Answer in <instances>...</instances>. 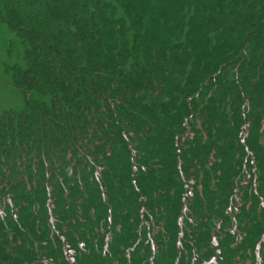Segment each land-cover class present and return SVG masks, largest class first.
Listing matches in <instances>:
<instances>
[{
	"label": "trees",
	"instance_id": "trees-1",
	"mask_svg": "<svg viewBox=\"0 0 264 264\" xmlns=\"http://www.w3.org/2000/svg\"><path fill=\"white\" fill-rule=\"evenodd\" d=\"M0 24L24 98L0 264H264V0H0Z\"/></svg>",
	"mask_w": 264,
	"mask_h": 264
},
{
	"label": "rangeland",
	"instance_id": "rangeland-1",
	"mask_svg": "<svg viewBox=\"0 0 264 264\" xmlns=\"http://www.w3.org/2000/svg\"><path fill=\"white\" fill-rule=\"evenodd\" d=\"M13 40L12 33L5 24H0V116L6 110H19L23 107L24 99L18 90L9 83L12 78L8 73L3 72L4 64H11L13 61L10 56L19 53L20 47L14 45V48L8 54L10 42Z\"/></svg>",
	"mask_w": 264,
	"mask_h": 264
}]
</instances>
